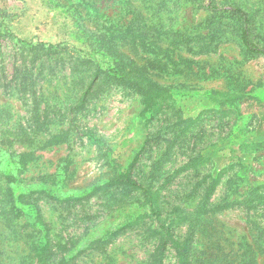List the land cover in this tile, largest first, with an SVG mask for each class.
I'll list each match as a JSON object with an SVG mask.
<instances>
[{
    "label": "rangeland",
    "instance_id": "rangeland-1",
    "mask_svg": "<svg viewBox=\"0 0 264 264\" xmlns=\"http://www.w3.org/2000/svg\"><path fill=\"white\" fill-rule=\"evenodd\" d=\"M263 171L264 0H0V264H264Z\"/></svg>",
    "mask_w": 264,
    "mask_h": 264
},
{
    "label": "trees",
    "instance_id": "trees-1",
    "mask_svg": "<svg viewBox=\"0 0 264 264\" xmlns=\"http://www.w3.org/2000/svg\"><path fill=\"white\" fill-rule=\"evenodd\" d=\"M242 41H243V44H244L247 48H250L249 39H248L246 33H244V35H243V37H242ZM120 78L124 79V81H125L126 83H139L137 80H134V79H132V78L126 76V75L123 74V73L120 74ZM91 86H92V81H91V82L89 83V85L87 86L85 93L88 92V91L90 90ZM153 90H154L155 92L159 91L158 88H153ZM160 92H161V90H160ZM252 159L254 160V157H253V156H252ZM231 165H232V163H228L227 165H225V167H226V168H227V167L229 168ZM245 167H246V165H245ZM122 181L125 182V183H128V184L137 185L136 182L131 181V180H129V179H122ZM258 182H259L260 184H255L254 182H249V185H250L249 189H250L251 191H257V190H259L261 187H264V182H260V181H258Z\"/></svg>",
    "mask_w": 264,
    "mask_h": 264
},
{
    "label": "crops",
    "instance_id": "crops-1",
    "mask_svg": "<svg viewBox=\"0 0 264 264\" xmlns=\"http://www.w3.org/2000/svg\"><path fill=\"white\" fill-rule=\"evenodd\" d=\"M259 178H261V182H264V171H263L261 177H259Z\"/></svg>",
    "mask_w": 264,
    "mask_h": 264
}]
</instances>
